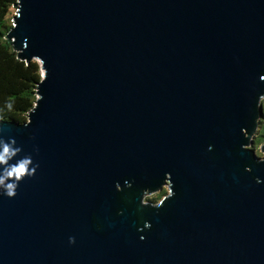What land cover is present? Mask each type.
Listing matches in <instances>:
<instances>
[{"label":"water","instance_id":"water-1","mask_svg":"<svg viewBox=\"0 0 264 264\" xmlns=\"http://www.w3.org/2000/svg\"><path fill=\"white\" fill-rule=\"evenodd\" d=\"M14 7L42 77L0 119V264H264V0Z\"/></svg>","mask_w":264,"mask_h":264},{"label":"trees","instance_id":"trees-1","mask_svg":"<svg viewBox=\"0 0 264 264\" xmlns=\"http://www.w3.org/2000/svg\"><path fill=\"white\" fill-rule=\"evenodd\" d=\"M15 2L0 0V119L24 122L26 113L35 104L37 83L41 80L42 71L37 60L26 62L18 58L17 52L5 37L12 26ZM260 125L256 140L259 144L264 139V117ZM165 193L161 191L159 195Z\"/></svg>","mask_w":264,"mask_h":264},{"label":"rangeland","instance_id":"rangeland-1","mask_svg":"<svg viewBox=\"0 0 264 264\" xmlns=\"http://www.w3.org/2000/svg\"><path fill=\"white\" fill-rule=\"evenodd\" d=\"M14 12H15V10L13 9V13H12V15L14 14ZM260 128H261V125H259L258 129H257L256 132H255L256 136L253 137L254 142H253V144L251 145V147H253V148L256 150V152H257L258 155H260V156H264V154L260 151V144H261V143L259 144V143L256 142V140H257V138H258V136H259ZM161 191H165V192H167V190L163 187L162 189H160V190L154 192L153 194H151V195H147V196L144 198V200H145V201H146V200L159 201L160 198L162 197V196L159 195V193H160ZM159 196H160V197H159ZM157 197H159V198H157ZM155 198H157V199L155 200Z\"/></svg>","mask_w":264,"mask_h":264},{"label":"clouds","instance_id":"clouds-1","mask_svg":"<svg viewBox=\"0 0 264 264\" xmlns=\"http://www.w3.org/2000/svg\"><path fill=\"white\" fill-rule=\"evenodd\" d=\"M4 151L7 152L8 149L5 147ZM24 170H25L24 167L19 168V172H24ZM7 194L8 195H14L13 185H11V184L8 185V193Z\"/></svg>","mask_w":264,"mask_h":264}]
</instances>
